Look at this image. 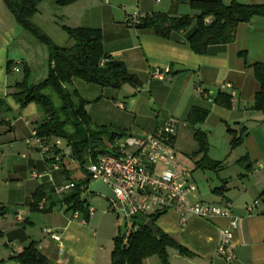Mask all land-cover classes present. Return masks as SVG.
<instances>
[{
	"label": "crops",
	"instance_id": "0c3cea01",
	"mask_svg": "<svg viewBox=\"0 0 264 264\" xmlns=\"http://www.w3.org/2000/svg\"><path fill=\"white\" fill-rule=\"evenodd\" d=\"M220 1L229 5L233 0ZM234 1L264 5V0ZM4 4L0 0V99L6 103V110L0 114V207L8 212L0 216V237L6 239L3 244L0 241V264H19L11 258L32 242L49 264H97L95 209L93 217L86 220L82 213L68 216L66 207L60 206L58 220L49 222L51 226H45L41 237L36 233L37 215L30 208L36 189L48 185L55 190L78 181H67L64 158L60 169L51 168L50 155L45 156L33 141L27 143L43 115L34 104L19 107L11 95L21 82L11 76L20 74L21 66H27L17 60L24 58L26 48H33L32 38L22 31ZM189 12L192 13L190 7L179 0H81L66 7L45 0L39 5L34 23L41 30L48 21L60 31L61 26L98 30L103 54L121 60L128 74L140 83V87L126 84L113 90L74 80L79 95L88 102L86 112L95 125L141 137L154 133L165 122L174 121L179 125L175 149L177 145L182 149L184 138L191 137L194 141L197 130L206 135L208 159L222 163L216 170L192 173L197 191L189 196V201L220 208L231 205L238 219V229L233 231L230 243L232 261L227 263L216 254L220 231L227 227V220L206 221L188 216L181 225L172 209L164 212L154 225L191 255L181 256L168 249V264H264V114L249 109L259 90L250 67L264 64V18L239 24L231 44L210 46L205 55L194 54L187 45L194 25L163 39L152 30L136 29L125 23L126 18L133 16L167 14L180 18L189 16ZM10 63L19 72L9 71ZM155 69L164 73V80L152 78ZM218 93L232 97V109L213 103ZM96 103L102 106L100 111L91 108ZM196 107L206 111L207 116L191 128L186 121ZM35 121L39 123L34 124ZM243 127L246 134L241 144L231 150L232 137L227 130L238 135ZM196 150L195 144L187 155L193 163L200 158H189ZM176 160L191 170L178 155ZM60 198L54 196V200ZM254 202L257 207L249 213L246 207ZM12 214L14 218L9 217ZM84 219L86 222L82 223ZM46 230L57 234L60 241L51 240ZM147 261L163 264L156 256Z\"/></svg>",
	"mask_w": 264,
	"mask_h": 264
},
{
	"label": "trees",
	"instance_id": "16d2710c",
	"mask_svg": "<svg viewBox=\"0 0 264 264\" xmlns=\"http://www.w3.org/2000/svg\"><path fill=\"white\" fill-rule=\"evenodd\" d=\"M3 1L22 31L38 45L45 46L48 54L47 77L37 84H31L29 82L31 72L27 66H24L23 81L15 85L16 91L11 96L21 109L34 104L42 113L43 120L35 131L44 145L51 148L52 155L47 153L51 155V168L55 164L58 165V169L61 168L64 156L55 146V141L63 139L70 149L71 160L86 174V177L77 180L74 188L60 199L54 200L55 190L52 187L40 186L33 194V203L30 208L33 211L48 213L58 205L66 207L65 209L72 214L82 213L88 220V207L81 198V194L86 191L90 182L84 166L88 159L103 153L115 139L126 134L112 127L95 125L86 112L88 102L79 95L73 81L79 80L85 84L113 90L121 89L126 84L140 87V83L128 74L121 60L103 54L102 36L98 30L61 26L68 42H72L70 47H61L55 44L33 21L39 12V5L45 0ZM53 1L59 7H66L81 0ZM179 2L187 4L192 11L196 12V15L173 18L167 14H151L143 18L130 19L126 24L136 29L152 30L155 35L163 39H168L172 33L186 31L194 25L195 30L187 39V45L194 54L205 55L210 46L231 44L239 24L251 22L255 18H264V5H244L234 0L229 5H225L220 0H179ZM13 68L12 63L8 64L9 71H13ZM250 69L252 78L259 84V90L249 109L264 114V64L252 65ZM212 100L215 105L222 108L228 110L233 108V99L228 94L218 93ZM4 110H6V103L0 99V114ZM206 116V111L197 107L192 108L186 122L194 128L202 123ZM227 134L232 137L229 148L233 150L241 144L246 129L243 127L238 135L228 129ZM193 138L197 150L192 157L200 156L194 163L195 170H216L221 167L222 163L211 162L207 157L206 135L196 130ZM51 141H53L52 145ZM57 157L58 161H56ZM244 159L246 158L241 160ZM64 174L67 181H72L66 168ZM5 213L6 209L0 207V216ZM163 213L135 219L138 229L130 235L126 246L123 245L124 234L118 229V236L114 239V249L111 252L112 264H142L143 260L153 256H157L163 264H168V249H174L181 256L191 255L159 229L156 228L159 236L157 240L145 228V222L148 219H152L155 224ZM11 260L19 264H49L33 242Z\"/></svg>",
	"mask_w": 264,
	"mask_h": 264
},
{
	"label": "built area",
	"instance_id": "2783aa9c",
	"mask_svg": "<svg viewBox=\"0 0 264 264\" xmlns=\"http://www.w3.org/2000/svg\"><path fill=\"white\" fill-rule=\"evenodd\" d=\"M107 1V0H103ZM159 1V0H158ZM138 16L128 17L136 19ZM13 71L19 72L17 67ZM152 78L164 80V73L155 69ZM179 125L174 121L162 124L154 133L142 137L124 135L108 145L104 152L88 159L86 171L90 177L89 185L101 182L112 192L116 201H111L115 218H123L125 230L123 232V245L128 244L129 237L138 229L136 223L138 217H149L153 214L163 213L169 210L175 211L179 216L181 225L186 223L188 216H195L206 221L225 219L228 222L226 228L220 231L219 243L216 250L218 257L225 262L232 261L231 241L233 231L238 229V219L233 215L231 205L220 208L213 204L202 202L190 203L189 196L197 191L192 171L177 163L174 140L178 133ZM31 139L43 149V153L50 152V146H45L41 138L34 130ZM55 146H60V141H55ZM50 155V156H51ZM59 158H56L58 161ZM58 169V165H53ZM75 184L66 183L55 189V195L64 196L69 193ZM257 207L254 202L246 207L249 213ZM94 208L88 207V219L94 215ZM78 213H75L77 216ZM85 223L86 220H82ZM50 239L59 242L57 234L46 230Z\"/></svg>",
	"mask_w": 264,
	"mask_h": 264
},
{
	"label": "rangeland",
	"instance_id": "374dc122",
	"mask_svg": "<svg viewBox=\"0 0 264 264\" xmlns=\"http://www.w3.org/2000/svg\"><path fill=\"white\" fill-rule=\"evenodd\" d=\"M226 5V4H225ZM191 12V11H190ZM187 13L189 16H195L196 12L192 11V13ZM34 21V20H33ZM42 31L46 32L50 39L61 47H70L72 45V42H68L67 36L60 30H56L54 25L51 22H46L42 25ZM31 46L33 48H29L27 50L26 55L24 58L19 57L18 62L20 63H26L27 68H29L31 75L29 78V82L32 83H39L43 81L47 77V71H48V54H47V48L43 45H38L36 42L31 40ZM16 61V60H15ZM23 66H21V72L20 74H12V78L17 79L18 81L22 82L24 78L23 72ZM132 87V86H129ZM118 101L120 99H117ZM101 105L96 103L91 106L92 109L95 111H100ZM34 124H38L39 121L33 122ZM127 134V133H126ZM129 135V134H127ZM135 137H139L137 135H132ZM142 137V136H141ZM60 146L58 147L61 151L60 154L64 155V164L66 166V169L69 171L71 180H79L86 177V174L82 171L81 167H79L78 164L73 162L70 158V149L67 146V142L63 139H60ZM180 145V142H178ZM182 149L179 148L177 145V155L184 160L185 165H188L191 168V171L194 166L193 161L189 160L187 155L191 150L195 149V144L193 139L191 137L184 138ZM189 158H193L192 156ZM179 159V158H178ZM184 165V164H183ZM7 166V164H6ZM87 164L84 166V169H86ZM7 171V170H6ZM41 172V171H40ZM201 172V171H200ZM198 170L192 171L193 174H200ZM7 178V176H6ZM42 183V182H41ZM82 200L85 202V206L87 207L92 206L96 210V216H97V225L94 226V229L97 231V237L94 238L98 242V247L96 248L98 250L97 255V264H112L111 261V252L114 249V239L116 236H118V232L123 233L125 230V221L123 218H115L114 214L111 212L113 210V205L110 200L107 198L100 196V195H91L89 194V191H85L81 194ZM90 199V202H89ZM99 201V202H98ZM60 209L61 207L56 205L52 209V213H43V212H34L37 215L36 218V233L41 237L43 235V229L45 226H51L49 222L58 220L57 217H60ZM7 210V209H6ZM8 211H6L7 214ZM71 211L67 212L68 216H71ZM9 217L14 218L13 214L9 215ZM101 224V225H100ZM100 225V226H99ZM119 229V231H118ZM0 241L6 242L5 238L0 237ZM0 242V243H1ZM157 257V256H156ZM149 259V258H147ZM143 260L144 264H148L149 262Z\"/></svg>",
	"mask_w": 264,
	"mask_h": 264
},
{
	"label": "water",
	"instance_id": "95a60500",
	"mask_svg": "<svg viewBox=\"0 0 264 264\" xmlns=\"http://www.w3.org/2000/svg\"><path fill=\"white\" fill-rule=\"evenodd\" d=\"M88 191L89 194L91 195H100L107 198L110 201H116L110 189L101 182L91 183L89 185ZM145 228H147L150 231V233L154 236L155 239L157 240L159 239L157 229L152 219H148L145 222Z\"/></svg>",
	"mask_w": 264,
	"mask_h": 264
}]
</instances>
